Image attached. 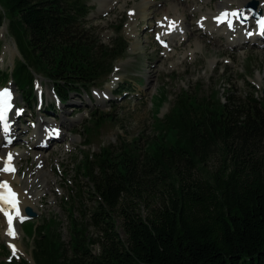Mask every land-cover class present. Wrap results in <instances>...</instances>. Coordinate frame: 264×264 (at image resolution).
I'll return each instance as SVG.
<instances>
[{"label":"trees","instance_id":"16d2710c","mask_svg":"<svg viewBox=\"0 0 264 264\" xmlns=\"http://www.w3.org/2000/svg\"><path fill=\"white\" fill-rule=\"evenodd\" d=\"M0 4V27L7 22L21 54L12 70L0 68V83L13 78L26 101L36 100L38 79L64 102L89 92L127 53L124 22L103 41L88 0ZM198 92L184 89L166 114H153L160 137L172 134L171 143L150 137L149 148L122 141L83 151L75 177L80 187L87 181L92 204L82 203L75 215V201L86 192L81 188L72 203L65 201L68 241L57 221L40 220L36 264H264V97L252 89L226 92L221 101L215 90ZM93 118L85 125L86 144L113 120L97 111ZM215 156L220 163L211 167Z\"/></svg>","mask_w":264,"mask_h":264},{"label":"rangeland","instance_id":"374dc122","mask_svg":"<svg viewBox=\"0 0 264 264\" xmlns=\"http://www.w3.org/2000/svg\"><path fill=\"white\" fill-rule=\"evenodd\" d=\"M165 1L155 0L156 7H159L156 11L152 13L148 9L146 15L142 11L137 15L134 10L140 6L146 7L147 0H107L106 5L102 4V0H88L89 4L93 5L90 20L96 25L103 41L110 42L116 36L115 27L120 22H124L122 34L129 41V47L125 56L115 61L116 68L109 79L100 86L91 88V95L93 91L97 93L95 99L92 97L94 99L92 103L84 102L87 95L80 96L73 93L72 97L64 102L56 112L59 116L55 119L63 122L65 137L62 141L48 143V146L52 145L47 150L43 163L35 157L34 150H29L30 144L35 142L30 139V135H34L33 130L36 127H31L30 122L31 119H34L38 125L37 119L40 118V114L41 117L42 115H54H46L47 112L38 111L39 108H35V102L26 101L22 91L17 87V103L21 109H25V114H27L25 115L26 124L24 116L20 118L19 124L24 128L20 126L23 132L17 139V145L21 150L29 152L18 158V180H15V183L17 186L25 185L29 192L36 194L35 204L39 211L38 216L21 223L22 249L18 251V254L28 260L29 264H33L31 260L33 222L37 223L43 217L52 218L58 222L59 228L63 232V238L68 241L70 239V212L66 207L65 200L72 203V196L78 195L81 188L86 192L82 199H76L73 209L75 215L80 216L83 204H92V199L87 194V181L82 180V187H80L77 185L75 177V167L81 159L83 151H97L100 145L112 144L116 146L122 141H132L138 147L149 148L148 138L160 137L161 134L160 127L157 126L159 120L153 114L160 116L166 114L173 107L177 95L184 89L194 93L199 91L200 95L215 90L221 101H225L226 92L239 95L249 93L254 89L257 92L256 95L261 96L264 88V46L249 47L247 41L244 40L239 43L240 48H231L232 45L229 44L226 34L219 33V38L211 39L213 33L210 32L211 35L208 36L197 23L201 17L205 19L206 15L201 16L202 12L217 11L220 6L219 1L228 3L224 7L236 6L241 2L238 3L236 0H175L184 6L192 2L196 4V7L190 8L186 12V21L190 24L184 34L188 32L190 40H184L179 44L174 43L175 49L173 48L174 44L163 47L160 43L161 39H158L160 34L158 30L161 27L159 24L160 11L163 5L168 3ZM246 1L248 0H245L243 4ZM259 1L264 4V0ZM104 7L106 10L102 9ZM0 9L4 10L1 4ZM210 18L212 19L211 14ZM134 21L135 32L133 30L131 32V22ZM253 27L252 25L251 28ZM181 35L183 33L179 31L176 36L179 38ZM196 36L204 41V46L202 49L191 51V46L192 49L195 48ZM0 41V68L2 70L11 69L12 63L15 64L20 54L17 47L13 53L14 58L11 57L12 53L7 44L10 43V46L16 47L17 43L9 34L7 27L0 28ZM114 76L118 78V81L113 88L124 90L122 94L112 95L113 89H108L109 82ZM9 83L11 81L7 84ZM41 92L45 94L47 107L54 101V93L45 82H43ZM106 96H111L113 99L107 100ZM96 111L97 114L100 112L111 114L113 120L107 119L99 128L93 143L88 145L84 143L87 136L84 129L85 125H91L94 120L93 113ZM46 118L50 119V117ZM16 119L19 120L18 117ZM53 122L56 123V121ZM57 123L59 124L58 121ZM43 125L45 124L42 123L40 127ZM27 127L30 128V131L26 130ZM27 138L29 141H26ZM160 138V141H167L169 144L172 142L173 136L171 134L166 140ZM219 163L220 160L217 156L209 162L211 167H216ZM42 166L44 167L42 168ZM40 169L50 170V173L47 174L49 177L47 186L39 178L38 171ZM145 209L146 207L143 211ZM4 223L5 221L3 222L0 216V263L8 258L3 250V245L8 246Z\"/></svg>","mask_w":264,"mask_h":264},{"label":"bare ground","instance_id":"6f19581e","mask_svg":"<svg viewBox=\"0 0 264 264\" xmlns=\"http://www.w3.org/2000/svg\"><path fill=\"white\" fill-rule=\"evenodd\" d=\"M106 1L102 0V4L106 5L107 4V3H105ZM229 1H232V0H229ZM233 1H235V0H233ZM244 1L245 0H242V1L241 0L237 1L236 0V2H238V3L241 2V4H238L236 6L233 5L231 7V12L232 13H234V12L238 13L241 10V8L245 6V4H243ZM248 1H250V0H248ZM248 1H246V2H248ZM147 2H148V4L146 5V7L145 6L137 7L134 10L135 14L138 15V12L142 11V13L144 15H146L147 14L146 11L148 9H150V12L153 13L154 11H156L159 8V7H156L157 6L156 5L157 2H155V0H147ZM165 2H168V3H165V5H163V7L161 8V11H160L161 17L159 18L160 20H163V23H162V25H161V27L159 29V32L161 34L162 39H165V38L168 39L169 44H172V45L174 43L179 44L180 42H182L184 40H190L188 32H186L184 34V32L188 29V26L190 24V23H187V21H186L187 20L186 12L190 8L196 7V4L192 2V3H188L187 5L184 6L183 4H180L179 2H177L175 0H166ZM218 3H219L220 6H219L217 11H215V12H212V11L202 12L201 16H203V15H206V16H205V19H203L201 17L198 20L199 25L202 26V28H204L205 31L213 33V35L215 33L216 34L217 33L226 34L228 36V38H229V44L232 45V46L235 45L236 43H241L242 40H243V37H244L241 33L235 34V36L233 37L234 39H230L232 34H230V32H228L224 26H222V25L221 26H216V24L213 23V18H214L213 15L217 14V12H219L220 9H222L224 6H226L228 4L227 2H223V1H219ZM263 6H264V4L259 5V9L262 10L264 8ZM102 9L106 10L105 7L102 8ZM209 9L211 10V8H209ZM210 14L212 16V19L210 18ZM263 15H264V10H263L262 16ZM254 19L257 20V18H254ZM5 25L2 26V27H7V24H5ZM131 27H130L131 28V32H132V30L135 32V28H136L135 21L133 23L131 22ZM238 29H242V28L240 27ZM179 31L181 33H183V35H181L179 38H177L178 36H176V35L178 34ZM245 31H246V33H252L250 22L247 23ZM175 38H177V40H175ZM194 43H195V48L192 49V46H191V48H190L191 51H194L195 49H202L203 46H204V41L199 36L195 37ZM7 45L9 47V49H10V52L12 53L11 57L14 58V54L13 53H15L14 50L16 49V47L10 46V43H8ZM175 47L176 46L174 44L173 48H175ZM213 61H214V59H213ZM117 81H118V78L116 76H114L112 78V80L109 82L108 89H111V88L113 89V86L115 85V83ZM37 121H39V124L33 130V132L36 135V137H38L37 135H40L41 132L43 131V129L41 130L39 127L42 125V123H45L48 120L43 119L40 116V118H38ZM48 124H50L49 127L54 126V124L58 125L57 121H56V123H48ZM32 139L35 141V139H37V138L33 137ZM45 140L46 139H44L41 142H44ZM36 141H38V139ZM47 141L49 143V139H47ZM48 143H46V144L45 143H40V145H41V147H44L45 145H48ZM8 149L9 148H5L3 145L0 146V165H1L0 180H2V179L10 180L11 183L14 185L15 180H18L16 172L9 173V172L4 171V168H3L4 167V162L6 160H8L7 156H6V153H7ZM11 150H13L16 153V159L13 160L14 162H17V159L21 155H25L27 152H29L28 150H21L20 147H12ZM36 150H37L36 151V158L40 162L43 163L47 150L46 151L44 149H36ZM43 167L44 166H42V168ZM41 169L38 171L39 178L42 181V183L45 186H47L48 185V181H49V179H48L49 177L47 176V174L50 173V170L49 169L41 170ZM14 190L16 191V196H17V199H18V206H16V204H15V207H13L12 204H10L8 210H9V214L13 217V221L15 223L17 222V225H18L19 219L23 215V213H24L23 209H24V207L26 205H30L33 208H36V204L35 203L37 201V196H36V194L34 192L33 193L29 192L25 185H18V186L14 185ZM16 207L19 208V217L16 216V211H15ZM4 219H6V218L4 217ZM20 227L21 226H19L18 230H17L20 233L19 236L17 235L18 238H14V240H12V239L9 240L10 243H14L15 244V248L17 249V251H20L22 249V244H21V233H22V230H21ZM5 236H6V238L9 239V237L6 234H5Z\"/></svg>","mask_w":264,"mask_h":264},{"label":"snow or ice","instance_id":"6c2138e0","mask_svg":"<svg viewBox=\"0 0 264 264\" xmlns=\"http://www.w3.org/2000/svg\"><path fill=\"white\" fill-rule=\"evenodd\" d=\"M227 15H228L227 13L224 14L225 17ZM232 15H236V13H232ZM260 23L262 25H264V21H261ZM158 39H159V36H158ZM9 95H10V93H8L7 90H5L3 93H0V97H6V96H9ZM3 112H4V109L0 108V120H5L6 119V117L3 114ZM5 128H7V125H5ZM8 159L11 160V156H9ZM4 171H15V169H13V168H5ZM0 187H3L5 189H8V191L11 192V189L8 188V185H7L6 182L3 185H0ZM12 196L14 197L15 196V193H12ZM0 199H4V203H11L12 206L15 207V202L14 201H9V200H7L6 198H3V197H0ZM2 210L3 209H0V211H2ZM4 214L7 217V222L9 224V226H10L9 227V231H8V235L15 236L16 235L15 230L12 229V227H11V225L13 223V217L11 215H9L8 212H6V211H5ZM16 216L19 217V210L18 209L16 211Z\"/></svg>","mask_w":264,"mask_h":264},{"label":"water","instance_id":"95a60500","mask_svg":"<svg viewBox=\"0 0 264 264\" xmlns=\"http://www.w3.org/2000/svg\"><path fill=\"white\" fill-rule=\"evenodd\" d=\"M258 4H259V0L248 1L245 4V6L241 8V11L239 12L242 19L247 20L251 16L259 17L262 12L257 10ZM5 24H6V22H3L2 26H4ZM16 50H17V45H16ZM17 51L19 52V50H17ZM19 54H20V52H19ZM20 56H21V54H20ZM12 65H14V64L12 63ZM263 95H264V88H263ZM26 212L30 216H33V217L38 215V212L36 210H34L30 205L26 206ZM31 260H32V263L35 264L33 258Z\"/></svg>","mask_w":264,"mask_h":264}]
</instances>
